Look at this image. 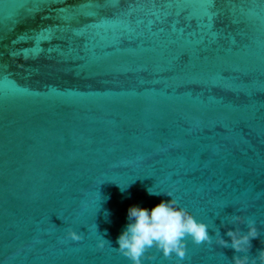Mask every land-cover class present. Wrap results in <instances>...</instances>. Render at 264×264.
<instances>
[{"label":"water","instance_id":"1","mask_svg":"<svg viewBox=\"0 0 264 264\" xmlns=\"http://www.w3.org/2000/svg\"><path fill=\"white\" fill-rule=\"evenodd\" d=\"M166 193L211 243L143 264H264V0H0V264H132Z\"/></svg>","mask_w":264,"mask_h":264},{"label":"clouds","instance_id":"2","mask_svg":"<svg viewBox=\"0 0 264 264\" xmlns=\"http://www.w3.org/2000/svg\"><path fill=\"white\" fill-rule=\"evenodd\" d=\"M124 190V187H121ZM149 195H159L161 192L148 188ZM165 193V192H164ZM169 200H161L151 208L133 204L127 209V223L116 238L115 247L132 264H143V257L147 249L158 248L164 257L175 254L180 259L186 256L184 238L190 236L195 244L211 243L208 226L197 221L185 209L179 207L170 193H166ZM227 235L232 238L231 246L236 251H242V246L250 243L256 235L255 227H250L247 235L240 236L228 230ZM69 237L79 240L81 237L74 231ZM105 242H111L104 237L98 241L97 246L103 248ZM224 246L227 242L221 240ZM235 264H244L239 258H234Z\"/></svg>","mask_w":264,"mask_h":264},{"label":"snow or ice","instance_id":"3","mask_svg":"<svg viewBox=\"0 0 264 264\" xmlns=\"http://www.w3.org/2000/svg\"><path fill=\"white\" fill-rule=\"evenodd\" d=\"M211 2H212V4H213V6L215 5V0H211Z\"/></svg>","mask_w":264,"mask_h":264}]
</instances>
